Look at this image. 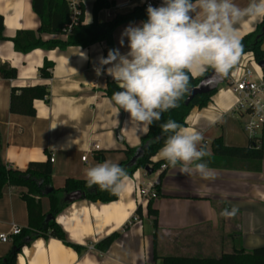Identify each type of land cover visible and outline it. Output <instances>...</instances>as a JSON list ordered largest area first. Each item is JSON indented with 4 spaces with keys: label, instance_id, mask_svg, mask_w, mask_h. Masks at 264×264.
<instances>
[{
    "label": "crops",
    "instance_id": "obj_1",
    "mask_svg": "<svg viewBox=\"0 0 264 264\" xmlns=\"http://www.w3.org/2000/svg\"><path fill=\"white\" fill-rule=\"evenodd\" d=\"M124 1L127 0H115V3ZM82 2L84 23H92L94 2L92 15ZM234 2L243 8L249 0ZM136 6L116 11L104 8L97 20H112L117 13L132 11ZM0 15L5 27V39H0V65L14 66L18 72L14 80L0 77L2 161L24 171L30 162H44L51 157L53 185L62 188L67 178L87 180L86 171L97 164L105 161L119 164L125 160L124 150L139 146L149 126L131 120L128 112L114 104L105 93L108 81L114 80L106 73L98 76L96 68L99 59L107 57L110 49H119L122 54L128 51L126 37L124 45L120 44L121 33L127 26L139 25L141 21L124 23L115 29L112 37L88 47L68 46L64 50L48 51L37 48L23 54L16 51L12 38L20 30L39 28L40 18L32 8V0H0ZM261 19L245 17L234 25L239 38L252 32ZM63 37L66 34L44 35L45 39ZM252 57L251 53L242 55L237 65L243 62L258 70L257 63L250 61ZM45 61L53 63L48 80L40 71ZM38 84H46L49 95L46 100L34 101L36 114L12 113V89ZM235 103L236 95L226 82V87L219 86L207 106L194 107L187 117L185 127L202 134L201 146L210 153L203 158L207 175L195 171L184 174L180 165H169L160 184V194L154 199L159 223L156 243L153 217L147 214V207L141 218H135L140 201L137 185L145 187L148 182H158L161 170L152 178L145 174V169H139L133 176H127L117 200L109 203L74 200L57 215L56 221L68 241L81 246L80 251L61 239L39 236L23 247L16 264H161L160 259L155 260V254L220 257L235 248L252 250L264 246V130L259 133L263 149L260 170L256 168V160L225 159L216 156L212 148L214 140L220 137L227 146H249L250 139L244 130L249 116L233 111ZM117 129H120L119 137ZM100 151L105 155L103 162L95 158ZM154 160L162 159L157 153ZM27 190L25 186L3 188L0 231L10 232L15 225L28 227L27 202L21 196ZM50 208L49 197L41 198L43 214H48ZM233 208L234 215H221L224 209ZM115 231L122 233L107 251L97 247ZM13 238L9 243H0V257L12 249Z\"/></svg>",
    "mask_w": 264,
    "mask_h": 264
},
{
    "label": "trees",
    "instance_id": "obj_2",
    "mask_svg": "<svg viewBox=\"0 0 264 264\" xmlns=\"http://www.w3.org/2000/svg\"><path fill=\"white\" fill-rule=\"evenodd\" d=\"M115 3V0H96L93 4L94 21L86 24L81 17V23L76 25L69 33H65V26L70 22L71 9L67 0H32V8L40 18V26L36 31L20 30L14 35L12 41L17 52L27 54L37 48L43 50H53L56 48L65 49L68 46L88 47L94 43L103 41L112 37L115 29L127 22L147 20L146 8L136 6L132 11L126 13H117L114 19L99 22L97 15L104 8H109ZM84 10V7H83ZM4 19L0 15V39H5ZM48 34H66L63 38L45 39L44 35ZM243 52L241 54L251 53L258 63L264 61V17L260 20L256 28L240 38ZM44 67L40 69L44 79L51 78V69L53 63L45 61ZM237 63L233 66V70ZM230 70V71H231ZM211 69L203 72L198 77H194L191 73L189 88L196 86L200 80L207 75ZM18 75L17 69L10 65H0V77L7 79H15ZM120 91L115 81H108L105 93L110 98L113 93ZM217 90L208 94H202L195 97L190 104L186 105L185 100L187 93L179 101V107L172 108L162 113L159 121H154L145 135L141 138V143L137 147H127L124 150L126 159L118 165L121 166L127 173V176H133L139 169H144L150 166L153 173L161 170L163 164H169L166 160L155 161L159 150L164 146L167 136L170 133H164L160 125L166 123L169 119L176 121L181 126H186V119L194 107L203 108L209 104L212 96ZM49 90L46 84H38L35 86H26L21 88H13L11 93L10 110L12 113H19L34 116L36 109L34 101L36 99H47ZM213 152L216 156L225 159L234 160H249L257 163V170L261 169L263 160V149L257 147L255 140L250 141L247 147L227 146L224 140L220 137L214 140ZM95 158L103 162L105 160L104 152L100 151L95 154ZM167 168L162 169L159 175V180L155 185L157 194H160V184L163 177L167 173ZM148 174V173H147ZM149 175V174H148ZM53 163L51 157L46 161H32L29 163L26 170H18L9 167L0 157V195L6 185L19 187H27V192H21V196L27 202L29 225L22 228L21 233L14 236L12 249L3 257H0V264H16L17 255L22 251L23 247L29 244L32 240L39 236L55 237L65 241L77 250H81V246L69 242L67 234L62 226L56 221L57 215L71 202L65 200V197L75 191L84 193V199L93 202L101 201L103 203L113 202L118 199V194H113L107 190H101L99 186L93 185L89 187L87 180H79L75 178H67L62 188H56L53 185ZM49 197L51 208L48 214H43L41 209V198ZM143 210L139 206L136 210V215L142 217ZM147 214L152 218L154 227V241L157 242L159 223L158 210L154 206V199H150L147 205ZM48 215L52 218L48 219ZM129 224L125 225V228ZM120 231H115L105 237L97 244V247L102 251H107L111 244L120 235ZM161 260V264H264V246L246 250L243 247L235 248L231 252L223 253L220 257H205L203 256H184L170 255L159 257L155 254V260Z\"/></svg>",
    "mask_w": 264,
    "mask_h": 264
},
{
    "label": "clouds",
    "instance_id": "obj_3",
    "mask_svg": "<svg viewBox=\"0 0 264 264\" xmlns=\"http://www.w3.org/2000/svg\"><path fill=\"white\" fill-rule=\"evenodd\" d=\"M146 12V21L121 33L120 44L126 37L128 51L110 49L99 59L96 74L106 73L117 83L120 91L111 97L115 105L131 120L151 126L163 112L179 107L189 91V73L195 76L211 67L220 75L229 74L243 52L234 25L245 17H264V0H249L243 8L234 0H163L158 7L149 4ZM160 127L170 135L158 156L172 167L180 165L181 173L207 175L203 158L210 153L201 146L202 134L171 119ZM86 178L89 187L120 194L127 173L105 161L89 168ZM235 212L224 209L221 215Z\"/></svg>",
    "mask_w": 264,
    "mask_h": 264
},
{
    "label": "built area",
    "instance_id": "obj_4",
    "mask_svg": "<svg viewBox=\"0 0 264 264\" xmlns=\"http://www.w3.org/2000/svg\"><path fill=\"white\" fill-rule=\"evenodd\" d=\"M67 1L72 12L70 22L65 26V33L69 34L76 25L81 23L84 10L82 0ZM162 2L163 0H127L114 3L110 8L116 11L124 9L129 5L137 4V6H143L147 9L149 4L153 7H158ZM254 58L253 56L250 61L257 63ZM257 67L258 70L255 66L248 67L243 62H240L227 76H223V78L225 82L229 83L230 88L236 95V103L233 111L248 114L249 118L244 123V130L250 141L255 140L259 148L262 146L259 133L264 130V70L258 64ZM210 69L212 70L211 67ZM95 147L98 148L97 145ZM83 159L86 160L87 155H84ZM51 160L54 161L53 158ZM167 167V164H163L161 170ZM145 174L148 175L147 172ZM156 183L148 182L145 187L137 185L140 197L139 206L142 207V210L146 209L150 199L157 198ZM135 216V218L139 217L137 215ZM21 230L23 229L20 226L15 225L10 232L0 231V243L11 242L12 236L14 237L20 234Z\"/></svg>",
    "mask_w": 264,
    "mask_h": 264
},
{
    "label": "water",
    "instance_id": "obj_5",
    "mask_svg": "<svg viewBox=\"0 0 264 264\" xmlns=\"http://www.w3.org/2000/svg\"><path fill=\"white\" fill-rule=\"evenodd\" d=\"M263 70H264V61H261L257 63ZM225 80L223 78V75H220L218 73H216L213 69L207 74L205 75L200 82L196 85L193 86L192 88H189L188 94H187V98L185 100V104L188 105L191 103V101L197 97L198 95H202V94H208L217 90L219 88V86L224 83ZM117 137H119L120 135V129H117L116 131ZM145 171L149 174L152 175L153 174V169L150 166H146ZM84 193L81 191H75L72 192L70 194H68L65 197V200L68 202H74L77 200H81L84 199ZM48 219H51L52 216L48 215L47 217Z\"/></svg>",
    "mask_w": 264,
    "mask_h": 264
},
{
    "label": "rangeland",
    "instance_id": "obj_6",
    "mask_svg": "<svg viewBox=\"0 0 264 264\" xmlns=\"http://www.w3.org/2000/svg\"><path fill=\"white\" fill-rule=\"evenodd\" d=\"M83 1L86 5L87 11L92 15V4H93L94 0H83ZM220 86L226 87V82L222 83ZM155 176H156V172L151 175L152 178H154Z\"/></svg>",
    "mask_w": 264,
    "mask_h": 264
}]
</instances>
